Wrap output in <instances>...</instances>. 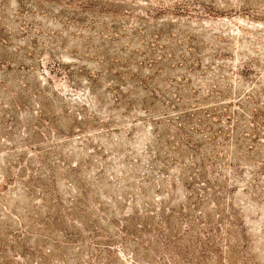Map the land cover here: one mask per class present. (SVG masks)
<instances>
[{
  "label": "rangeland",
  "instance_id": "obj_1",
  "mask_svg": "<svg viewBox=\"0 0 264 264\" xmlns=\"http://www.w3.org/2000/svg\"><path fill=\"white\" fill-rule=\"evenodd\" d=\"M0 264H264V0H0Z\"/></svg>",
  "mask_w": 264,
  "mask_h": 264
}]
</instances>
